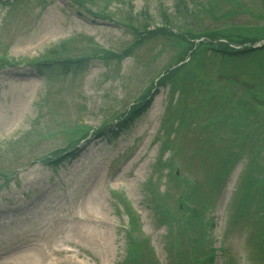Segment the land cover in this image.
Segmentation results:
<instances>
[{
    "label": "rangeland",
    "instance_id": "374dc122",
    "mask_svg": "<svg viewBox=\"0 0 264 264\" xmlns=\"http://www.w3.org/2000/svg\"><path fill=\"white\" fill-rule=\"evenodd\" d=\"M9 1L0 3V264H134L121 203L130 199L139 239L155 250L140 264H192L209 249L214 264H264V49L252 51L264 43V0ZM68 37L82 67L44 66L61 57L48 44ZM171 67L176 83L158 81ZM146 95L150 108L115 138ZM77 148L79 159L50 169L56 152ZM232 150L239 164L227 181ZM178 164L198 186L175 174ZM190 186L204 227L188 231Z\"/></svg>",
    "mask_w": 264,
    "mask_h": 264
},
{
    "label": "trees",
    "instance_id": "16d2710c",
    "mask_svg": "<svg viewBox=\"0 0 264 264\" xmlns=\"http://www.w3.org/2000/svg\"><path fill=\"white\" fill-rule=\"evenodd\" d=\"M77 1L79 2V0H77ZM165 29L163 27L158 31H162V30L165 31ZM144 31H147V29L145 28ZM146 33H148V32H146ZM137 43H139V40L136 41V44ZM62 51H64V52L67 51V47L65 44L61 45L60 48H52V49L48 50V52L52 53V55L64 53ZM129 51H131V49H129L127 52H129ZM252 51H255V49ZM127 52H125V54ZM244 52H246V51L232 50V51H229V54L234 55V56H239L241 54H244ZM110 55L113 56L114 54H110ZM68 58L69 57H65V58H62L61 60H54L55 58H52V63L47 62V63H49V64H47L46 62H44L45 63L44 66L51 68V66L57 64L58 66L63 68V70L65 72H67V71H71V70L81 68L82 63L85 62V60L83 59L84 57H81L82 59H80V60H70ZM39 63L43 64V62H39ZM179 72H180V70H175V71L167 73L164 76L162 81H172V83L175 84L176 79H178V77H179ZM150 106H151V98L148 99L147 97H145L144 100H142L141 102L136 104L135 107L132 108L130 113L123 120L119 121V123L116 125V128H115L116 130L113 131V136L115 138H118L123 133L127 132V130L130 128L131 124L134 123L136 120H138L142 116V114L145 111H147V109L150 108ZM81 153H82V151L78 148L71 150V151L65 150V151L56 152L54 154L55 156L53 158H51L48 165L51 167L52 170H56L61 165L77 159L81 155ZM239 156H240V152L228 151V158L226 159V161H227L226 162V165H227L226 176H228L230 174L233 167L238 162ZM170 161H172V160L170 159ZM167 166L172 167V164L167 165ZM169 173L171 174V172H169ZM263 184H264V180L261 183V185H263ZM190 191L191 192L189 193L187 200L192 202L191 199L195 198L196 195L199 196V192L196 193L195 189L190 190ZM121 203L124 205V207L126 209V213L128 214V217H129V223L131 224V230L128 233L126 232L128 248H129V251H128L129 261L133 262L134 264H140L141 262H143L144 256L146 255V252H148L149 254H151V253H150L147 242L145 240L141 241L138 239L137 236H135V233L139 232V223L137 222L138 219L134 215L132 207L130 206V203L128 201L121 202ZM184 210H185V213L187 214V216L185 218V221H184L185 224L183 226H185L188 231H191L193 229L192 225L195 224L196 222H197V224L199 223L198 226L201 224V225H203L202 227H204V222L200 223L201 219L203 218L204 211L192 210V209H189L188 207H184ZM168 218L169 219L172 218L171 214ZM262 224L264 227V221L262 222ZM133 234H134V236H133ZM196 240H197V238L195 239V241ZM209 250H211V253L209 255L204 254V256L202 258L201 257L195 258V261L192 262V264H198L199 262H200V264H214L215 253L214 254L212 253V252H214V250H212V249H209ZM129 253H130V255H129ZM198 253L202 255V253H204L203 249L198 248Z\"/></svg>",
    "mask_w": 264,
    "mask_h": 264
}]
</instances>
